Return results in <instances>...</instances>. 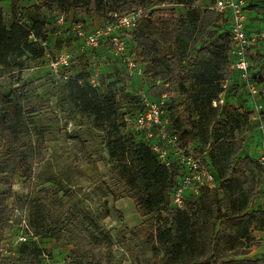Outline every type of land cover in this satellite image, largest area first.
Returning a JSON list of instances; mask_svg holds the SVG:
<instances>
[{"label":"trees","instance_id":"16d2710c","mask_svg":"<svg viewBox=\"0 0 264 264\" xmlns=\"http://www.w3.org/2000/svg\"><path fill=\"white\" fill-rule=\"evenodd\" d=\"M22 1L11 0L13 21L8 27L0 12V74L21 73L25 67L20 60L26 54L35 61L47 62L46 23L34 14L29 17L26 32L20 23ZM196 1L39 0V6L48 14L93 15L111 22L114 14L122 16L139 7L150 9L148 5L152 3L186 8L185 15H176L171 9L152 10L150 18H140L134 30L119 33L126 38L128 54L143 67L145 78L167 86L176 84L183 98L176 104L167 103L166 109L170 130L178 136L179 144L196 154L208 148L206 162L216 186L203 188L196 195L188 194L182 209L170 203L180 175L178 166L165 167L132 131L131 135L118 131L119 101L112 90L114 85L99 95L100 86L94 88L87 81L89 63L85 71L64 82L68 83L83 112L92 115L97 123L111 127L107 141L109 157L124 162L125 155L129 154L131 160L127 166L122 170L118 168L127 188L125 196L144 216L158 211L166 214L167 219L152 232L153 243L162 254L160 264H264V254L251 234L254 229L264 231V170L249 154L258 134L249 121L245 110L247 99L237 80L233 79L228 85L224 105L212 107V102L223 91L222 85L232 77L228 70L231 63L229 20L209 9L215 0H210L204 9L198 8ZM244 1L245 32L256 34L264 29V5L261 7L256 0ZM22 33L25 36L21 37ZM66 33L71 35L69 31ZM31 35L37 42L30 39ZM62 38H57L58 46ZM40 42H46L45 49ZM251 51L255 53L249 54V60L255 63L253 79L263 82L264 41H258ZM83 56L87 58L86 53ZM110 60L108 58L101 68L99 77ZM115 64L125 74L122 64L117 60ZM71 68L65 69L63 74H68ZM47 74L56 79L51 72ZM138 100L139 105L132 111L120 114L124 125L126 116L131 117L140 109L139 97ZM262 103L264 105V101ZM27 114L28 111L9 96H0V174L3 175L0 182L4 185L10 184L20 172L29 173L32 164L43 157L44 132L36 129L34 142L30 139L32 132ZM249 130L247 140L245 134ZM87 160L95 167L89 155ZM11 195L10 187L0 192V218L7 224L12 223V209L3 206L2 200ZM48 231L56 236L54 230ZM34 233L38 235L35 230ZM2 241L0 239V243ZM252 247L258 248V253L250 257ZM44 253L39 244L24 243L16 247L13 256L1 259L0 264H44ZM46 254L53 259L51 254ZM141 255L142 264L152 263V257H146L144 252ZM66 256L69 260L64 264H81L71 262L69 254Z\"/></svg>","mask_w":264,"mask_h":264},{"label":"rangeland","instance_id":"374dc122","mask_svg":"<svg viewBox=\"0 0 264 264\" xmlns=\"http://www.w3.org/2000/svg\"><path fill=\"white\" fill-rule=\"evenodd\" d=\"M256 1L261 7L264 5V0ZM209 2L197 0L196 6L204 9ZM10 5L11 0H0V12L7 27L13 21ZM20 7V23L26 32L30 16L37 14L44 19L50 58L62 48L73 53L69 77L87 69L88 60L81 54V45L74 39L71 26L80 23L86 30H91L108 21L107 18L69 13L61 15L64 22L57 24L60 14H48L39 6V0H23ZM148 8L171 9L176 15L186 12V8L172 4L156 6L152 3ZM58 30L59 35L56 34ZM58 37H64L60 40L61 46H58ZM103 49L101 52L105 57L106 45ZM20 62L25 67L21 73L0 74V96H9L28 111L26 119L33 142L36 129L44 132L43 157L32 164L29 173H18L8 185L0 182V192L9 187L12 189L11 197L2 200L3 206L12 209V223L7 224L0 218L1 241L11 238L13 230L24 218L38 234L40 248L51 254L55 262L69 254L71 262L81 264H142L141 253L144 252L146 257H152L151 264H160L162 254L153 243L152 232L167 216L161 211L144 216L125 196L127 188L118 168L122 170L131 159L129 154L125 155L124 162L109 157L107 141L111 127L97 123L92 115L79 108L68 83L47 74L50 70L45 67L46 60L41 63L26 54ZM99 82V95L114 85L112 90L119 101L118 131L122 135H131L132 128L129 123L121 122L120 114L129 113L139 105L138 94L156 99L166 93L167 103L173 104L183 98L175 83L164 86L147 77L143 81L129 78L113 60L104 67ZM250 131L245 134L247 140ZM85 151L95 167L88 164ZM2 177L0 174V181ZM48 230H54L56 236H51ZM251 234L264 254V231L254 229ZM257 249L252 247L249 256L258 253Z\"/></svg>","mask_w":264,"mask_h":264},{"label":"built area","instance_id":"2783aa9c","mask_svg":"<svg viewBox=\"0 0 264 264\" xmlns=\"http://www.w3.org/2000/svg\"><path fill=\"white\" fill-rule=\"evenodd\" d=\"M163 6V4H162ZM244 0H215L209 8L215 13L228 18L230 26V56L229 72L231 78L222 85V93L212 102V107H222L225 103L227 87L233 79L242 87L245 98L251 102L245 110L249 113V121L254 125L258 138L252 141V149L249 154L256 159L264 170V81L257 82L252 76V66L255 63L249 60V54H255L251 47L258 41H264V29L256 34H246L247 15L244 11ZM150 9L138 8L129 14L122 16L112 15L113 22H103L98 27L86 30L80 23L71 26V33L81 45V54L86 53L90 74L88 84L96 88L100 86L99 75L101 68L108 58L119 61L127 77L132 79H145L144 69L135 59L128 54L125 37L120 31H132L136 28L140 18H150ZM57 24L64 22V17H57ZM57 35L60 34L58 30ZM30 39L37 42L33 35ZM39 45L46 48V42ZM106 45V56L99 54ZM46 53L47 67L56 79L68 80L69 75L63 74L65 69L71 66L73 53L67 48H62L52 58ZM264 58V53H263ZM254 71V70H253ZM264 78V76H263ZM156 83L162 84L160 81ZM141 101L140 109L126 122L132 128V132L153 152L158 161L167 168L174 164L178 166L180 175L172 192L170 203L176 209L184 207L185 197L188 194L196 195L203 188L213 189L216 184L208 163L206 162L207 149L202 153H193L186 146L179 144L178 136L170 130V117L166 109L167 95L162 93L159 98L153 99L140 93L137 95ZM230 98V97H229ZM237 108V106H234ZM126 119V118H125ZM264 186V178H263ZM24 243L39 244V237L22 218L18 224L15 235L9 240L0 243V260L14 255L16 247ZM44 264H64L69 260L65 255L61 261H53L46 253L42 254Z\"/></svg>","mask_w":264,"mask_h":264},{"label":"crops","instance_id":"0c3cea01","mask_svg":"<svg viewBox=\"0 0 264 264\" xmlns=\"http://www.w3.org/2000/svg\"><path fill=\"white\" fill-rule=\"evenodd\" d=\"M253 255H256V253H252V256H253Z\"/></svg>","mask_w":264,"mask_h":264}]
</instances>
